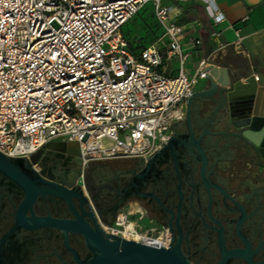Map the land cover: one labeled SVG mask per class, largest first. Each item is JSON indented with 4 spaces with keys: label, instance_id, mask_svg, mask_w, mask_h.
Returning a JSON list of instances; mask_svg holds the SVG:
<instances>
[{
    "label": "built area",
    "instance_id": "1",
    "mask_svg": "<svg viewBox=\"0 0 264 264\" xmlns=\"http://www.w3.org/2000/svg\"><path fill=\"white\" fill-rule=\"evenodd\" d=\"M201 1L214 23L224 20L214 0ZM148 4L160 35L131 49L123 27ZM171 10L161 0H0V152L30 158L51 142L73 143L64 147L83 165L155 154L206 77L207 60L187 73L184 28ZM173 57L171 76L163 68ZM104 228L152 247L170 243L165 230H143L126 215Z\"/></svg>",
    "mask_w": 264,
    "mask_h": 264
},
{
    "label": "flooded vegetation",
    "instance_id": "2",
    "mask_svg": "<svg viewBox=\"0 0 264 264\" xmlns=\"http://www.w3.org/2000/svg\"><path fill=\"white\" fill-rule=\"evenodd\" d=\"M185 119L173 124L171 142L152 161L83 165L68 147H44L35 162L15 160L35 187L48 188L41 178L68 192H37L27 206L24 189L0 173V264H78L92 255L83 233L30 217H80L91 231L97 224L109 233L104 227L122 209L179 239L191 264H216L230 250L239 253L225 264H264V162L225 148L217 135L201 136L195 119L191 126Z\"/></svg>",
    "mask_w": 264,
    "mask_h": 264
},
{
    "label": "water",
    "instance_id": "3",
    "mask_svg": "<svg viewBox=\"0 0 264 264\" xmlns=\"http://www.w3.org/2000/svg\"><path fill=\"white\" fill-rule=\"evenodd\" d=\"M206 71L207 86L201 90L192 92L186 98L185 122L191 126L195 119L197 126L202 130V135L213 134L220 137L222 145L229 148L238 146L243 154L252 159L264 162V78L259 83L248 77L246 83H242L226 66L208 64ZM259 78V76H257ZM245 89L246 92L244 91ZM200 113L203 118L200 119ZM172 140L169 137L165 146ZM200 138L194 141L199 148ZM51 142L47 149H62L64 146L75 147L73 143L58 142L63 147H56ZM164 146V147H165ZM200 149V148H199ZM42 150L26 156H10L0 152V173L20 185L26 197L22 204L29 206L37 192H49L59 196H65L68 192L63 186H59L38 178L48 188H37L24 172L14 163L17 159H29L37 161ZM157 152L149 161L156 158ZM205 162V157L203 158ZM20 221L25 222L21 214ZM35 222H47L70 231L83 233L86 243L92 255L78 264H191L183 254L180 241L174 237L170 239L168 247H152L141 242L129 240L119 235L106 233L96 224V230L91 231L84 221L59 220L49 217H30ZM238 250H230L223 253L222 258L216 264H225L229 255L238 254Z\"/></svg>",
    "mask_w": 264,
    "mask_h": 264
},
{
    "label": "crops",
    "instance_id": "4",
    "mask_svg": "<svg viewBox=\"0 0 264 264\" xmlns=\"http://www.w3.org/2000/svg\"><path fill=\"white\" fill-rule=\"evenodd\" d=\"M214 1L224 14L220 23H214L206 16L201 0H161L162 4L172 7L173 20L184 28L181 44L188 54L187 73L194 74L199 63L207 60L206 66L210 63L226 66L242 83L254 75L257 84L261 85L259 81L264 78V0ZM195 40L200 43L196 44ZM163 69L168 75H176L177 58L167 60ZM207 84L206 78H199L193 92ZM54 146L60 147V144Z\"/></svg>",
    "mask_w": 264,
    "mask_h": 264
},
{
    "label": "rangeland",
    "instance_id": "5",
    "mask_svg": "<svg viewBox=\"0 0 264 264\" xmlns=\"http://www.w3.org/2000/svg\"><path fill=\"white\" fill-rule=\"evenodd\" d=\"M149 6L150 4H148L147 7L149 8ZM123 32L125 39L128 41L130 46L133 47L155 43L158 38V30L154 25V19L151 11L148 9L140 12L129 20L124 25ZM128 211V209H122L119 214L126 215L129 220L138 223L143 230L147 228H155L151 223H147L146 221L140 219L136 214L131 215ZM155 230L158 231L159 229L155 228Z\"/></svg>",
    "mask_w": 264,
    "mask_h": 264
},
{
    "label": "trees",
    "instance_id": "6",
    "mask_svg": "<svg viewBox=\"0 0 264 264\" xmlns=\"http://www.w3.org/2000/svg\"><path fill=\"white\" fill-rule=\"evenodd\" d=\"M146 9H148V10H150V8H145L144 10H146ZM144 10H142V11H144ZM141 11V12H142ZM151 11V10H150ZM140 13V12H139ZM138 13V14H139ZM151 14H152V12H151ZM153 17V16H152ZM154 25H155V27L157 28V30H158V34H157V37L160 35V28H159V26H158V24L155 22V20H154ZM124 33V32H123ZM146 45H143V46H136V47H132V46H130V48L131 49H135V48H142V47H145Z\"/></svg>",
    "mask_w": 264,
    "mask_h": 264
},
{
    "label": "bare ground",
    "instance_id": "7",
    "mask_svg": "<svg viewBox=\"0 0 264 264\" xmlns=\"http://www.w3.org/2000/svg\"><path fill=\"white\" fill-rule=\"evenodd\" d=\"M55 144H60V143L57 142V143H54L53 145H55ZM61 147H63V146H61V144H60V148H61ZM124 237L127 238L126 236H124ZM136 239H137V238H136Z\"/></svg>",
    "mask_w": 264,
    "mask_h": 264
}]
</instances>
